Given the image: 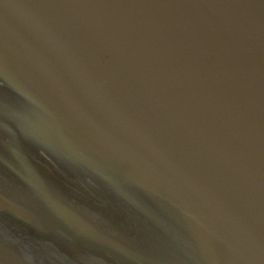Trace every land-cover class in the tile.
Wrapping results in <instances>:
<instances>
[{"label":"water","instance_id":"water-1","mask_svg":"<svg viewBox=\"0 0 264 264\" xmlns=\"http://www.w3.org/2000/svg\"><path fill=\"white\" fill-rule=\"evenodd\" d=\"M6 2L0 264H264V0H50L36 18ZM116 51L138 71L122 105L138 122L113 108L98 129L124 146L47 137L53 74L69 81L51 55L100 84Z\"/></svg>","mask_w":264,"mask_h":264},{"label":"snow or ice","instance_id":"snow-or-ice-1","mask_svg":"<svg viewBox=\"0 0 264 264\" xmlns=\"http://www.w3.org/2000/svg\"><path fill=\"white\" fill-rule=\"evenodd\" d=\"M0 2H2V0H0Z\"/></svg>","mask_w":264,"mask_h":264}]
</instances>
